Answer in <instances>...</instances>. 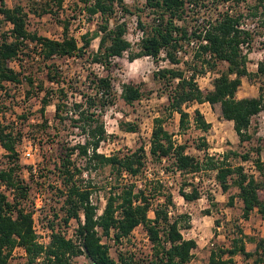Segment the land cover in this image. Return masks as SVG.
Returning <instances> with one entry per match:
<instances>
[{"label":"trees","instance_id":"1","mask_svg":"<svg viewBox=\"0 0 264 264\" xmlns=\"http://www.w3.org/2000/svg\"><path fill=\"white\" fill-rule=\"evenodd\" d=\"M32 0L30 12L38 16L52 12L49 2ZM51 1V0H50ZM228 0H143L136 12L148 10L152 19L149 23L137 20L141 30L138 50H132V44L126 37V21L114 19L116 8L132 14L125 0H77L87 18L98 15L96 29L85 32L78 40L70 35L68 22L59 21L62 25L60 39L31 34L27 29V13L20 5L8 7L4 0H0V89L4 83L25 81L29 88H36L40 93V113L43 117L38 127L46 130L49 120L44 116L45 108L54 105L53 119L60 122L68 120L72 128L79 130L82 139L73 145H68L63 139L51 142L59 145V162L54 165L57 176L62 185L64 200L63 221L70 218L78 221L76 235L78 242L59 232L51 234L50 243L45 248L36 241L33 231L32 212L21 207L18 199L25 196L26 186L17 174L18 153L16 141L20 135L0 125V145L7 151L10 163L0 169V181L15 189L13 202L0 192V264H7L13 249L21 246L26 252L29 264H69L73 256L84 255L88 264H142L134 259L132 253H119L117 258L110 255V245L103 241V237L112 238L120 242L127 238L139 225H143L154 244V260L151 264H187L197 247L194 239L183 238L178 227V221H171L168 217L170 197L155 207L154 217L150 219L148 212L151 208L150 192L155 186L148 189V185H138L136 182H127L115 192L110 191L106 204L100 214L97 206L90 200V185L82 183V168L76 165L73 156L84 157L85 168L90 166L108 165L119 177L126 171L131 177L140 176L146 166L149 156L152 163L171 161L169 166L174 171L183 174H196L201 170H214L215 179L222 191H228L232 186L238 188L236 196L242 202V214L248 218L253 210L264 216V180L244 172L241 164L233 166L226 163L227 156L221 159L205 153L203 160L186 153V144H177L163 126L161 117H154L148 151L145 145L125 153L104 155L99 152L100 144L106 140L107 131L103 123V113L114 103L116 91L112 83L110 71L113 68L112 60L128 53L129 60L148 55L157 61L161 53L170 64L182 62L179 55L192 42L196 43L192 57L200 59L209 67H215L218 61L225 62L226 67L214 78L212 89L201 91L194 82L196 73L184 75V70L173 67H162L153 73L155 80L160 81L167 92V109L179 114V126L185 129L189 124V113L184 104L208 102L211 105L219 104L220 118L232 121L233 129L240 141H249L251 138L248 128L254 115L264 110V87H259L256 96L237 98L236 93L241 86L242 78L250 75L247 67L248 53L245 46H250L253 37L251 30L241 25L243 15L232 8L218 11L217 6L225 5ZM57 6L62 0H53ZM217 14L215 15V13ZM214 14V15H213ZM249 14L253 17L262 15L264 18V4L258 0L249 7ZM113 19V23L111 20ZM3 22H11L13 40L9 41L2 33ZM264 24V19L261 20ZM264 36V34H263ZM98 38L96 50L90 48L91 41ZM30 41L39 47L40 60L46 66V76L50 82L57 85L55 94L43 87V82L36 83L30 73L23 75L15 72L8 66V62L27 48ZM264 48V39L262 41ZM208 56V57H207ZM86 59L91 64L101 65L107 72L99 75L88 71L84 79L64 81L62 74L56 67L55 61L63 58ZM47 63V65H46ZM257 74H264V60L257 64ZM74 84V92L80 99L68 102L65 89ZM67 86V87H66ZM29 89V90H30ZM27 90L29 95L30 91ZM56 95V101L51 98ZM61 96V97H60ZM121 98L128 104L139 100L142 92L139 86L131 82L121 84ZM193 121L202 131H207L211 124L204 119L198 108L193 111ZM123 130L134 131L137 127L132 123H123ZM19 134V132H18ZM206 141L203 140L198 149L205 150ZM256 153L254 160L259 174H263L261 162V148H253ZM243 160L249 159V153L242 155ZM170 167H165L166 173ZM153 181V180H152ZM154 183H159L157 180ZM180 189L182 197L194 200L199 197L195 185H190V191ZM115 189V187H113ZM18 194V195H17ZM234 195H229L232 203ZM80 213L84 222L80 221ZM53 227V225H52ZM241 255L251 260L250 264H264V239H258L253 251L246 250V243L240 234L234 236L228 246L216 245L210 249L206 264H236L234 257Z\"/></svg>","mask_w":264,"mask_h":264},{"label":"rangeland","instance_id":"2","mask_svg":"<svg viewBox=\"0 0 264 264\" xmlns=\"http://www.w3.org/2000/svg\"><path fill=\"white\" fill-rule=\"evenodd\" d=\"M8 7L20 5L27 13V29L33 34L45 37H61L62 25L59 21L68 22L70 35H74L78 40L80 36L96 29L99 21L98 15L87 18V14L82 11L81 5L77 0H62L59 7L53 0H47L52 12L38 16L29 9L32 0H4ZM39 1V0H34ZM258 0H228L225 5L217 6L218 11L227 7L238 10L242 15L241 25L247 27L252 32L253 40L250 46H245L244 51L248 53V71L250 75L242 78L236 96L237 98L256 96L259 87H264V74H257L258 62L264 60V24L261 22L262 15L253 17L249 14V7H252ZM129 5L132 14L125 13L117 7L114 19L126 21V37L132 44V50L137 51L141 30L137 20L149 23L152 19L148 10L136 12L137 7H141L143 0H125ZM264 4V0H262ZM42 5L44 1L42 0ZM215 13V11H214ZM217 12L215 13V15ZM214 15V14H213ZM113 23V19L111 20ZM4 26H2L3 28ZM98 38L91 41L90 48L96 50ZM195 44L185 48V52L179 54L182 62L170 64L164 56L155 61L151 56L144 55L133 60H129L128 53L122 57H115L112 60L113 68L110 71L112 83L116 91L114 103L106 108L103 113V123L107 131V138L100 144L99 152L104 155L125 153L135 150L141 145H145L148 151L150 136L153 128L154 117L163 119V126L172 134V139L177 144H186V153L197 156L203 160L205 153L221 159L227 156L226 163L233 166L241 164L244 172L253 175L257 179L264 180L263 174L260 175L255 166L256 153L253 148H261V162L264 169V110L254 115L248 132L251 135L249 141H240L233 129L232 121L220 118L219 104L211 105L204 103H186L184 109L189 113V124L185 129L179 126V114L167 109V92L164 90L160 81L153 77V73L162 67H173L184 70V75L196 73L199 77L206 70H214L220 73L226 67L225 62L218 61L216 66L209 67L200 59L192 57ZM37 51V44L30 41L27 48H23L20 55L25 58L23 72L30 73L36 83L43 82V87L55 91L57 85L50 82L46 76V66L42 61H35L31 55ZM56 67L62 74L64 81L71 79H84L88 71H93L99 75H106L107 72L101 65L91 64L86 59L63 58L55 61ZM47 65V63H46ZM23 76H21L22 78ZM131 82L139 86L142 96L139 100L131 104L126 103L120 96L121 84ZM201 85L205 78L200 79ZM25 95L23 99H15L10 88L5 93H0V125L7 127L13 134L20 135L16 141V151L18 153L17 163L19 169L17 174L22 180V185L26 186L25 196H20L18 201L25 210L34 211L36 203L43 204L40 215L36 216L37 224L46 221L49 226L57 227L64 231V235L73 238L78 242L76 229L78 221L72 220L71 223L63 221L64 210L62 208L64 195L60 179L54 165L59 162V145L51 142L64 140L68 145H73L82 139L77 128H72L68 120L60 122L53 119L54 105L49 104L44 111V116L49 120L46 130L38 127L43 117L40 113V97L44 91L38 92L36 88L30 89L25 81H22ZM67 87V86H66ZM30 89V90H29ZM74 84L65 89L66 100L70 105L75 99H80V95L74 91ZM212 88H204L201 91H208ZM27 90L30 91L29 95ZM18 96L21 94L18 93ZM56 95L51 98V102L56 101ZM61 97V96H60ZM198 108L203 114L204 119L211 124L207 131L199 129L193 121V111ZM123 123H132L137 128L134 131L123 130ZM19 132V134H18ZM24 136V137H22ZM206 141L205 150L198 149L201 142ZM30 147H35L33 155L25 156L23 151ZM249 153V159L243 160L242 155ZM78 167L82 168V183L90 185L91 201L97 206V214H100L106 204V198L110 191L117 192L119 187L127 182H136L148 185V189L154 185L155 190L150 193L151 208L148 217H154V209L170 197L168 217L171 221L177 220L178 227L183 238H192L196 241L197 247L193 250L191 260L187 264H206L210 249L216 245L230 244L234 236L242 235L246 242V247L253 251L258 239H264V217L257 211H252L248 218L242 214V202L236 196L238 188L232 186L228 191H222L214 175V170H201L196 174H183L174 171L169 162L152 163L149 156L146 159V166L143 173L134 178L129 175L117 176L110 166H90L85 168L84 157L73 156ZM10 163L7 158V151L0 146V169L6 168ZM254 165L255 174L250 173V167ZM164 166L168 172H164ZM35 167L32 172L30 168ZM159 183H154L153 181ZM186 191H190L191 186L195 185L199 191V197L194 200H185L180 192L183 185ZM115 187V189L113 188ZM264 195V190L260 191ZM37 194L39 200H37ZM18 195V194H17ZM234 195V199L229 202L228 196ZM49 199V200H48ZM146 228L143 225L137 226L127 238L120 242H114L112 238L103 237L109 245V252L113 258H117L119 253L130 252L137 262L151 264L154 260V244L144 240ZM151 241V240H150ZM19 251L10 258L13 264H28L27 259L19 255ZM149 260V261H148ZM240 264H250L251 260L245 261L239 258ZM69 264H88L84 255L73 256Z\"/></svg>","mask_w":264,"mask_h":264},{"label":"built area","instance_id":"3","mask_svg":"<svg viewBox=\"0 0 264 264\" xmlns=\"http://www.w3.org/2000/svg\"><path fill=\"white\" fill-rule=\"evenodd\" d=\"M2 18L1 14H0V19ZM2 26H4L2 28ZM12 23L11 22H3L1 25V30L2 33L5 34L4 36L7 38V40L12 41L13 38V34L11 32L12 30ZM247 28V27H245ZM248 29V28H247ZM52 38V37H49ZM61 37H54L53 39H60ZM195 44L196 47V43L192 42L191 45ZM37 50L39 51V47H37ZM33 52L31 57L37 61L40 60V54L39 52ZM161 55L164 56V53H161ZM208 57V56H207ZM25 63V58H23L20 54H18L16 57L12 58L9 62H8V66L14 70L15 72L20 73L21 76L26 75L27 73L23 72V65ZM192 75V73H189V76ZM219 75L218 72L214 71V70H206L205 73L201 76H197L195 74L194 76V82L196 83V85L198 86V88L200 90H203L204 88H212V83L214 78H216ZM205 78V82L203 85H201L200 79ZM10 88V92L12 94H14V98L15 99H23L25 98V91H24V87H23V83L22 82H6L4 83V88L0 89V93H5L7 92V90ZM20 93L21 95L18 96L17 94ZM24 137V136H22ZM1 146V145H0ZM2 147V146H1ZM3 148V147H2ZM4 149V148H3ZM5 150V149H4ZM34 150H37L35 147H30L28 150L23 151L25 156H31L34 153ZM30 170L32 172H35L36 169L35 167L30 168ZM255 168L254 165H251L250 167V173L255 174ZM123 176L129 175L126 171H123L122 173ZM141 186V185H140ZM0 192L5 194L7 199L11 202H13L14 196H15V189L13 187H10L7 185L6 182L0 181ZM39 195L37 194V200H39ZM49 200V199H48ZM91 200V197H90ZM43 209V204H38L36 203L34 206V211L32 212V218H33V224H32V228L34 233L36 234L37 238L36 241L43 245L45 248L47 247V245L50 243L51 240V234L53 232H59L62 235H64V231H62L61 229H58L57 227L55 228L54 226H49L47 224L46 221L40 222L39 224H37V220H36V216L40 215L41 210ZM28 211V210H27ZM74 220L76 221L77 219L75 218H70L66 223H71V221ZM80 221L83 223L84 222V216L82 213H80ZM65 236V235H64ZM144 240L146 242H151L148 233H145V237ZM21 246H16L11 254V257H13V255H15V251L18 250L16 248H20ZM23 250L24 248L21 247ZM25 251V250H24ZM10 257V258H11ZM25 258H26V252H25ZM11 260L9 259L7 264H13L10 262ZM29 264V263H28Z\"/></svg>","mask_w":264,"mask_h":264},{"label":"crops","instance_id":"4","mask_svg":"<svg viewBox=\"0 0 264 264\" xmlns=\"http://www.w3.org/2000/svg\"><path fill=\"white\" fill-rule=\"evenodd\" d=\"M254 211H256V210H254ZM264 217V216H263ZM246 243V242H245ZM247 245V244H246ZM256 246V245H255ZM16 249H18V250H16V251H19V255L20 256H22L23 258H25V251L20 247V248H16ZM246 250H248V251H250L247 247H246ZM15 251V252H16ZM242 256L241 255H236L235 257H234V259H235V261H236V264H240V260H239V258H241ZM243 258V257H242ZM244 259V258H243ZM245 261H248L249 259H244Z\"/></svg>","mask_w":264,"mask_h":264}]
</instances>
